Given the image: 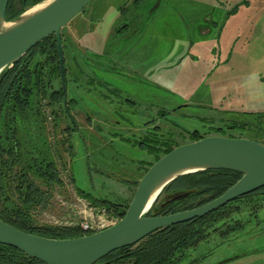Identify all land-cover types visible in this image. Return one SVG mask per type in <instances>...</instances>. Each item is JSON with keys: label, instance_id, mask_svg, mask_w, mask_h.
Instances as JSON below:
<instances>
[{"label": "rangeland", "instance_id": "rangeland-1", "mask_svg": "<svg viewBox=\"0 0 264 264\" xmlns=\"http://www.w3.org/2000/svg\"><path fill=\"white\" fill-rule=\"evenodd\" d=\"M131 2L93 0L63 28L67 102L77 130L70 135L62 107L56 114L53 105L45 108L63 185L47 207H36L41 223L115 216L77 188L131 202L143 166L155 160L141 140L178 146L196 132L264 141V0ZM125 9L134 18L128 30ZM209 10L220 25L226 21L218 38V30L204 37L198 29ZM54 84L59 90L60 76ZM251 201L231 208L246 231L226 239L214 234L178 264H264V195Z\"/></svg>", "mask_w": 264, "mask_h": 264}, {"label": "trees", "instance_id": "trees-1", "mask_svg": "<svg viewBox=\"0 0 264 264\" xmlns=\"http://www.w3.org/2000/svg\"><path fill=\"white\" fill-rule=\"evenodd\" d=\"M44 1L10 0L7 20H14ZM63 31L62 29L61 35L65 47ZM37 56H44L45 59L35 62ZM57 76L61 79L60 55L55 35L40 42L18 63L6 68L0 75V218L27 233L69 239L90 233L84 232L79 224L58 226L41 223L35 213L37 206L47 207L53 190L56 186L63 185L61 172L54 158L56 152L52 151L47 137L49 126L45 125L48 122L45 108L50 105L54 107V114L61 112L57 107L60 106L68 117L62 79L59 90H52ZM71 123V127L67 128L70 135L77 130L75 124ZM158 129L160 127H156ZM203 137L205 136L195 132L193 141ZM68 143L74 149L71 141ZM138 144L155 154V160L145 166L144 174L154 162L177 147H156L149 141L142 140ZM241 177V173L224 169L203 170L180 176L165 188L157 204L170 194L189 192V195L160 209L156 208V204L150 215H166L202 206L220 197ZM138 184L139 182L136 183L137 186ZM77 192L88 199L90 204L106 207L119 219L126 215L130 205V201L96 199L80 188H77ZM260 195H264V187L204 217L160 229L134 245L113 251L95 264H178L188 252L198 249L214 234L226 239L238 230V233L246 231L248 228L240 230L243 228L241 221L232 217V204L251 199L254 205L256 197ZM0 264L45 263L13 246L0 243Z\"/></svg>", "mask_w": 264, "mask_h": 264}, {"label": "water", "instance_id": "water-1", "mask_svg": "<svg viewBox=\"0 0 264 264\" xmlns=\"http://www.w3.org/2000/svg\"><path fill=\"white\" fill-rule=\"evenodd\" d=\"M93 0H50L7 20L10 0H0V75L18 63L40 42L55 35L65 105L69 118L62 29ZM45 2V1H44ZM42 4V3H41ZM41 6L40 8H38ZM231 170L242 177L220 197L194 209L166 215H150L165 188L180 176L203 170ZM264 187V141L244 137L209 135L178 145L154 162L134 192L126 215L112 226L78 238L55 239L24 232L0 218V243L13 246L45 264H95L113 251L134 245L148 235L195 218ZM189 192L170 194L156 208L180 200Z\"/></svg>", "mask_w": 264, "mask_h": 264}, {"label": "crops", "instance_id": "crops-1", "mask_svg": "<svg viewBox=\"0 0 264 264\" xmlns=\"http://www.w3.org/2000/svg\"><path fill=\"white\" fill-rule=\"evenodd\" d=\"M131 6H133V2H131V3H129L128 4V7H131ZM217 9V8H216ZM215 14V13H214ZM227 16H226V19L228 18V14H226ZM133 22V20H131V23H130V27L132 26V23ZM226 22V21H225ZM225 22L222 24V25H220V22L217 20V18H214V15H213V12H212V10L210 11L209 10V12H206L205 13V15H204V18H203V22L199 25V30L201 31V33H202V35H204V37H206V36H208V35H210V34H213L214 33V29H215V31H217L218 30V34L216 35V38H218V36H220V34L222 35V31H223V27H224V25H225ZM129 27V28H130ZM128 28V29H129ZM113 33V32H112ZM115 33H117L116 32V30L114 31V34ZM119 33H121V32H119ZM72 39V37H71V35H70V38H69V40H71ZM196 45V42L195 41H192L191 43H190V46L193 48L194 46ZM150 163V162H149ZM148 164V163H147ZM146 164V165H147ZM146 165H144L143 166V173H142V177H143V175H144V168H145V166ZM141 177V178H142Z\"/></svg>", "mask_w": 264, "mask_h": 264}, {"label": "built area", "instance_id": "built-area-1", "mask_svg": "<svg viewBox=\"0 0 264 264\" xmlns=\"http://www.w3.org/2000/svg\"><path fill=\"white\" fill-rule=\"evenodd\" d=\"M119 221V218L116 216L113 217H106V218H98V219H92L90 221L84 220L79 225L81 229L86 233H94L97 231L104 230L116 222Z\"/></svg>", "mask_w": 264, "mask_h": 264}, {"label": "flooded vegetation", "instance_id": "flooded-vegetation-1", "mask_svg": "<svg viewBox=\"0 0 264 264\" xmlns=\"http://www.w3.org/2000/svg\"><path fill=\"white\" fill-rule=\"evenodd\" d=\"M132 2H133L134 6H139L143 2V0H132ZM124 13L127 15L128 20H133L132 23H134V18L132 17V15L130 17H128L127 9H125ZM129 26L130 25H128V27L125 30H128ZM220 130H222V129H220Z\"/></svg>", "mask_w": 264, "mask_h": 264}, {"label": "bare ground", "instance_id": "bare-ground-1", "mask_svg": "<svg viewBox=\"0 0 264 264\" xmlns=\"http://www.w3.org/2000/svg\"><path fill=\"white\" fill-rule=\"evenodd\" d=\"M41 6H43V5H41ZM41 6H39L38 8H40ZM98 232V231H97Z\"/></svg>", "mask_w": 264, "mask_h": 264}]
</instances>
